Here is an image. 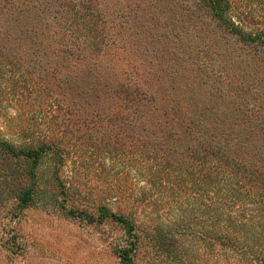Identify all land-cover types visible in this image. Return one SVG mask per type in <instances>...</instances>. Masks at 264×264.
Segmentation results:
<instances>
[{
  "label": "rangeland",
  "instance_id": "rangeland-1",
  "mask_svg": "<svg viewBox=\"0 0 264 264\" xmlns=\"http://www.w3.org/2000/svg\"><path fill=\"white\" fill-rule=\"evenodd\" d=\"M99 4L107 20L100 56L79 42L70 54L55 53L54 6L45 3L30 13L39 15L36 21L26 20L22 7L19 21L0 25V138L25 146L49 136L66 153L65 195L15 213L0 207V264H121L123 250L132 264H202L190 238L171 255L155 244L157 228H171L181 216L180 195L146 178L155 157L188 162L191 139L211 140L246 166L264 169V56L221 36L191 0ZM120 84L147 91V101H137L145 107L137 120L130 113L110 120L108 110L122 112L115 105ZM132 202L139 216L134 236L114 221L89 223L65 213L85 210L97 219L99 204L118 211Z\"/></svg>",
  "mask_w": 264,
  "mask_h": 264
},
{
  "label": "trees",
  "instance_id": "trees-1",
  "mask_svg": "<svg viewBox=\"0 0 264 264\" xmlns=\"http://www.w3.org/2000/svg\"><path fill=\"white\" fill-rule=\"evenodd\" d=\"M191 1L221 36L233 38L264 56V0ZM41 3H45L46 9L54 6L51 23L57 27L53 32L55 53L70 54L79 42L90 55L102 54L107 46L104 26L107 20L99 0H0V25L6 19L14 23L19 21L18 13L22 7L29 12H25L26 20H38V14L29 16ZM44 8L43 11H48ZM117 91L122 98L120 105H115L122 112L113 114L108 110L112 115L110 120L129 117V113L137 120L136 116L145 108L143 105L139 108L137 101H147V91L127 84H120ZM65 112L69 116L73 114L71 109ZM190 141L195 142L188 148V162L172 163L155 157L152 172L146 178L150 186L161 190H167L166 186H169L175 197L180 195L176 199L181 216L171 224L173 228L158 225L156 235L152 237L155 244L171 255L182 248V238H190L193 252L202 264H264V169L246 166L242 160L229 156L219 144L214 146L211 140ZM64 155L61 140L53 137L42 136L25 146L0 138V207L7 205L15 213L32 206L44 207L47 200L55 202V193L65 195L66 188L60 178ZM45 161H49L50 166ZM44 164L46 167L42 170ZM175 185L180 188L178 191ZM111 201L121 202L118 199ZM97 211V219L85 210L69 209L65 213L89 223L102 224L111 220L122 225L129 236H134L139 217L134 202L129 210L114 211L102 203ZM136 240L133 247H136ZM129 253V250L120 253L121 264H132ZM185 261L180 263L191 264ZM198 263L194 261L193 264Z\"/></svg>",
  "mask_w": 264,
  "mask_h": 264
}]
</instances>
